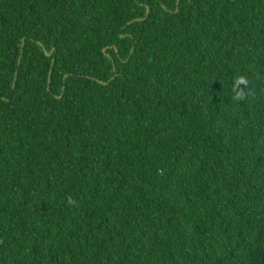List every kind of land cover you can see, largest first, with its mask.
I'll return each instance as SVG.
<instances>
[{"label": "trees", "instance_id": "obj_1", "mask_svg": "<svg viewBox=\"0 0 264 264\" xmlns=\"http://www.w3.org/2000/svg\"><path fill=\"white\" fill-rule=\"evenodd\" d=\"M0 264H264V0H0Z\"/></svg>", "mask_w": 264, "mask_h": 264}, {"label": "water", "instance_id": "obj_2", "mask_svg": "<svg viewBox=\"0 0 264 264\" xmlns=\"http://www.w3.org/2000/svg\"><path fill=\"white\" fill-rule=\"evenodd\" d=\"M147 12H148V10H147ZM42 47H43V49L45 50V53H46L47 56H51V55H52L54 49H51V51H48V50L45 48L44 45H42ZM53 62H54V59L52 60V63H51V69H50V73H49V81H50V77H51V72H52V70H53Z\"/></svg>", "mask_w": 264, "mask_h": 264}, {"label": "rangeland", "instance_id": "obj_3", "mask_svg": "<svg viewBox=\"0 0 264 264\" xmlns=\"http://www.w3.org/2000/svg\"><path fill=\"white\" fill-rule=\"evenodd\" d=\"M147 10H148V12H149V8L147 7ZM147 12V11H146ZM148 12H147V14H148ZM51 69V68H50ZM49 73H50V71H49ZM51 74H52V72H51ZM51 78V77H50Z\"/></svg>", "mask_w": 264, "mask_h": 264}]
</instances>
